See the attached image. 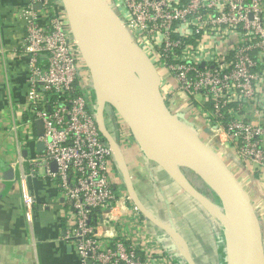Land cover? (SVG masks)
Wrapping results in <instances>:
<instances>
[{"label": "built area", "instance_id": "built-area-1", "mask_svg": "<svg viewBox=\"0 0 264 264\" xmlns=\"http://www.w3.org/2000/svg\"><path fill=\"white\" fill-rule=\"evenodd\" d=\"M110 3L157 68L169 109L225 159L248 166L264 182V0ZM18 17L28 76L22 117L11 129L17 138L26 126L13 163L25 219L33 220L36 202L28 182L43 177L66 203L64 239L78 264H186L169 238L151 233L129 199L97 129L92 81L61 0H24ZM107 118L121 149L137 147L113 109Z\"/></svg>", "mask_w": 264, "mask_h": 264}, {"label": "water", "instance_id": "water-1", "mask_svg": "<svg viewBox=\"0 0 264 264\" xmlns=\"http://www.w3.org/2000/svg\"><path fill=\"white\" fill-rule=\"evenodd\" d=\"M67 22L88 69L96 98L97 129L112 150L130 201L141 216L168 237L186 264H198L184 236L151 213L140 199L119 144L105 124L110 106L130 131L142 155L154 163L221 228L222 264H264V244L256 210L235 173L206 144L193 124L169 109L157 68L134 41L107 0H61ZM36 134L42 133L35 121ZM41 143L37 149L41 150ZM26 150L22 151L23 156ZM194 173L216 200L195 187Z\"/></svg>", "mask_w": 264, "mask_h": 264}, {"label": "crops", "instance_id": "crops-1", "mask_svg": "<svg viewBox=\"0 0 264 264\" xmlns=\"http://www.w3.org/2000/svg\"><path fill=\"white\" fill-rule=\"evenodd\" d=\"M23 3L24 0H0V264H78L74 247L64 239L66 203L52 181L39 177L28 182L29 191L36 197L34 217L28 222L23 215L19 166L13 164L12 159L13 146L17 157V139L20 138L9 134L6 126L7 123L12 126L22 117L28 76L27 61L19 51L25 33L18 17ZM133 148L136 150L130 151L129 156L134 174H130L140 199L143 197L150 205L142 201L146 208L184 236L199 264H222L223 238L218 223L136 146ZM137 152L139 157L133 158ZM225 161L249 194L260 221L264 244V182L248 166H235L229 159ZM185 175L203 193L216 198L194 173L185 171ZM151 226L148 225L151 233L161 238V231Z\"/></svg>", "mask_w": 264, "mask_h": 264}, {"label": "rangeland", "instance_id": "rangeland-1", "mask_svg": "<svg viewBox=\"0 0 264 264\" xmlns=\"http://www.w3.org/2000/svg\"><path fill=\"white\" fill-rule=\"evenodd\" d=\"M108 2H110V0H107ZM24 96V95H23ZM110 107V106H109ZM107 107L106 109H105V111H106V114H108V112L110 111V110H112V108L110 107ZM7 119H9V117H7ZM189 119H191V118H189ZM110 121H109V119L108 118H106V125L108 126V123H109ZM196 123H197V121H196ZM6 126H7V129H8V133L9 132H11L12 134H14L13 133V131H12V126H11V124H9V123H7L6 124ZM26 128V126H24V127H22V128H18V137L20 138V140H22V143H24L26 140H25V136H26V131L24 130ZM11 133H9V134H11ZM112 136L114 137V138H117L116 137V133L114 132V130L112 131ZM203 136V135H202ZM19 140V142L21 143V141ZM121 147H122V150H123V153H124V155H125V157H126V161L128 162V166H129V170H130V173H133L134 174V164H133V161L131 160V158H130V151H132L133 149H135V148H133V147H131L130 149H127L123 144H121ZM13 158L12 159H16L15 158V146H13ZM136 150V149H135ZM218 153L220 154V156H222L224 159H225V154L223 153V150H219L218 151ZM139 153L137 152V154L135 155V156H133V158H135V157H139V155H138ZM130 155V156H129ZM232 171H233V169L232 168H230ZM142 199V201L144 202V203H146V205L149 207L150 205H148V203H147V201H145V199L142 197L141 198ZM137 216H139V214H137ZM150 224V223H149ZM150 225H152V224H150ZM152 228L154 227L153 225L151 226ZM193 254V253H192Z\"/></svg>", "mask_w": 264, "mask_h": 264}, {"label": "flooded vegetation", "instance_id": "flooded-vegetation-1", "mask_svg": "<svg viewBox=\"0 0 264 264\" xmlns=\"http://www.w3.org/2000/svg\"><path fill=\"white\" fill-rule=\"evenodd\" d=\"M109 107V106H106V108ZM105 108V109H106ZM110 108V107H109ZM104 118H105V123H106V118H107V114H106V111L104 110ZM107 129L109 130L110 134L112 135V131H113V128L111 126V123L109 122L108 123V126L106 125ZM132 177V176H131ZM151 224V223H150Z\"/></svg>", "mask_w": 264, "mask_h": 264}, {"label": "trees", "instance_id": "trees-1", "mask_svg": "<svg viewBox=\"0 0 264 264\" xmlns=\"http://www.w3.org/2000/svg\"><path fill=\"white\" fill-rule=\"evenodd\" d=\"M185 171H187V173H190V174H193L191 171H189V170H185ZM216 199V198H215ZM199 264V263H198Z\"/></svg>", "mask_w": 264, "mask_h": 264}]
</instances>
